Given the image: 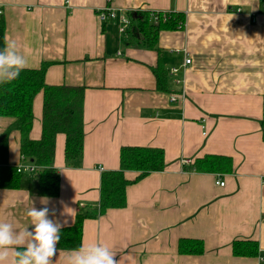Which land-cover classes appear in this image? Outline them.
<instances>
[{"label": "crops", "instance_id": "1", "mask_svg": "<svg viewBox=\"0 0 264 264\" xmlns=\"http://www.w3.org/2000/svg\"><path fill=\"white\" fill-rule=\"evenodd\" d=\"M105 5L127 16L181 12L185 26L160 31L157 48L130 45L119 18L100 21ZM0 8V49L13 40L25 68L48 62L46 84L85 87L79 158L68 162L65 134L55 138L59 194L42 196L37 173L25 172L19 188H0V221L30 230L27 211L47 206L50 219L73 225L81 208L97 204L101 176L119 168L121 147H158L163 170L128 185L124 208L85 219L81 246L106 245L117 264H264L262 0H0ZM183 49L191 56L186 66ZM156 68L166 71L165 89ZM42 97L33 98L32 140L42 134ZM19 138L15 118L0 117V166L30 164ZM212 154L230 156L233 170L193 169ZM185 238L201 240L203 252L180 254ZM234 240L256 241L258 254L234 255ZM69 252L57 248L54 264Z\"/></svg>", "mask_w": 264, "mask_h": 264}, {"label": "trees", "instance_id": "2", "mask_svg": "<svg viewBox=\"0 0 264 264\" xmlns=\"http://www.w3.org/2000/svg\"><path fill=\"white\" fill-rule=\"evenodd\" d=\"M264 3V0H262ZM153 10H139L129 13V26L126 31L130 45L140 42L146 48H157L158 35L163 29H183L185 15L181 12L166 14ZM48 62L38 68H25L19 77L10 84L0 85V117H13L17 130L20 131L19 146L22 159L36 165L38 189L44 197H56L59 194L60 174L54 166L55 138L65 134L64 157L68 162L79 158L83 151V96L85 87L81 85H49L45 83ZM159 89H165L166 71L154 69ZM43 94L42 120L40 139L30 138L33 123V98ZM261 133L264 140V90L262 95ZM120 163L116 170L103 172L100 180V196L94 206L86 205L75 216L73 225L61 228V250H75L81 246L82 227L85 219H96L110 208H124L128 185L140 179L162 171L165 166L163 149L158 147L124 145L119 153ZM230 156L218 154L198 157L193 169L198 172H217L228 174L233 170ZM134 171L138 175L128 179L125 171ZM25 172H18L14 166H0V188L17 189ZM180 254H201L204 243L201 240L185 238L178 241ZM258 244L252 240H234L232 253L236 256H256Z\"/></svg>", "mask_w": 264, "mask_h": 264}, {"label": "clouds", "instance_id": "3", "mask_svg": "<svg viewBox=\"0 0 264 264\" xmlns=\"http://www.w3.org/2000/svg\"><path fill=\"white\" fill-rule=\"evenodd\" d=\"M27 66V60L8 40L0 49V85L10 84ZM47 204V201H41ZM29 230L18 231L10 222L0 221V264H54L63 223L49 218L47 206L31 207ZM115 253L100 243L82 245L64 257V264H117Z\"/></svg>", "mask_w": 264, "mask_h": 264}, {"label": "built area", "instance_id": "4", "mask_svg": "<svg viewBox=\"0 0 264 264\" xmlns=\"http://www.w3.org/2000/svg\"><path fill=\"white\" fill-rule=\"evenodd\" d=\"M2 10L0 8V14ZM97 13H98V17L100 19L101 22H105L109 19L111 20H115L118 19L120 20V30L122 31H127L128 26H129V19L128 16L126 14H120L118 13L116 10H114L110 5H105L99 9H97ZM120 14V15H119ZM166 13L163 14V20L166 18ZM182 52H185V58H184V62H183V66L189 65L191 63V56L189 51H186L185 49L182 50ZM173 71H176V69H173ZM172 100L175 101L177 100V96H173ZM189 160L188 159H183L182 160V164H188ZM36 170V165H32V164H20V166L17 167V171L20 172H27V173H33ZM216 184H219L221 186H224V181L221 180V178H217L216 180ZM261 259L262 261H264V251L263 254L261 255Z\"/></svg>", "mask_w": 264, "mask_h": 264}, {"label": "rangeland", "instance_id": "5", "mask_svg": "<svg viewBox=\"0 0 264 264\" xmlns=\"http://www.w3.org/2000/svg\"><path fill=\"white\" fill-rule=\"evenodd\" d=\"M128 19H129V18H128ZM121 31H122V30H121ZM125 32H126V31H122V33H125ZM125 34H126V33H125ZM21 157H22V156H21ZM35 172H36V170H35ZM35 172H34V173H35ZM36 173H37V172H36Z\"/></svg>", "mask_w": 264, "mask_h": 264}]
</instances>
